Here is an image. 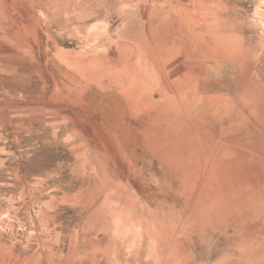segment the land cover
<instances>
[{
    "label": "rangeland",
    "instance_id": "1",
    "mask_svg": "<svg viewBox=\"0 0 264 264\" xmlns=\"http://www.w3.org/2000/svg\"><path fill=\"white\" fill-rule=\"evenodd\" d=\"M0 264H264V0H0Z\"/></svg>",
    "mask_w": 264,
    "mask_h": 264
}]
</instances>
